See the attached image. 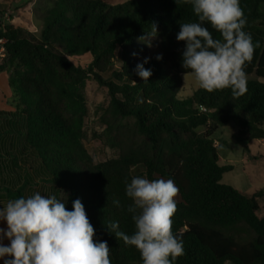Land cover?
<instances>
[{"label": "trees", "instance_id": "16d2710c", "mask_svg": "<svg viewBox=\"0 0 264 264\" xmlns=\"http://www.w3.org/2000/svg\"><path fill=\"white\" fill-rule=\"evenodd\" d=\"M41 16L39 37L6 26L8 104L12 111L7 135L0 141V207L11 199L40 192L72 202L79 198L96 231L107 241L112 264H142L139 251L108 231L111 222L131 235L132 203L126 180L142 167L149 180L173 179L179 193L173 232L182 236L184 254L173 264H264V217L257 199L264 189L248 196L221 183L231 165H219L213 135L228 124L238 128L237 144L264 140V0H240L253 42V60L245 65L247 92L234 97L231 89L196 90L176 99L179 76L184 75L177 41L180 23L197 21L183 0H49ZM2 14L0 12V19ZM163 59L147 56L144 42L151 23ZM214 37L219 33L211 29ZM133 53H136L134 56ZM88 55L86 68L70 57ZM148 57L149 81L136 74ZM114 59L118 62L115 66ZM253 76V78H249ZM107 89L109 101L100 116L109 147L118 154L94 163L83 140L85 105L82 94L88 79ZM135 81V82H133ZM204 129L198 133V129ZM13 177L4 185L3 176ZM119 199L120 206L113 204Z\"/></svg>", "mask_w": 264, "mask_h": 264}, {"label": "clouds", "instance_id": "9594fccd", "mask_svg": "<svg viewBox=\"0 0 264 264\" xmlns=\"http://www.w3.org/2000/svg\"><path fill=\"white\" fill-rule=\"evenodd\" d=\"M177 2V0H175ZM190 3L197 21L180 23L177 41L185 42L182 52L184 79L191 75L200 89L209 93L231 89L234 97L247 92L245 65L251 63L259 41L253 42L244 31L247 18L240 0H183ZM211 29L219 33L214 37ZM149 36L155 37L158 26L151 23ZM145 37H138L144 42ZM151 47V43L148 42ZM135 56L136 53H133ZM145 57L135 72L143 82L149 81L151 69ZM162 60V54L156 56ZM135 82V81H133ZM126 196L132 203L134 232L119 230L118 222H111L108 231L134 246L142 264H173L184 254L182 236L173 232V217L177 212L179 188L173 179H154L134 176L126 180ZM67 200L55 195L35 192L30 196L11 199L0 207V260L3 264H112L107 241L97 240L85 207L79 198L66 207ZM113 204L120 206L119 199ZM7 239L8 244L3 241Z\"/></svg>", "mask_w": 264, "mask_h": 264}, {"label": "rangeland", "instance_id": "374dc122", "mask_svg": "<svg viewBox=\"0 0 264 264\" xmlns=\"http://www.w3.org/2000/svg\"><path fill=\"white\" fill-rule=\"evenodd\" d=\"M111 3H122L127 0H108ZM50 7L49 0H0V12L8 17V22L15 28L23 29L35 37L40 36L42 29L41 16ZM151 43V47L148 46ZM144 53L147 56H157L159 51V39L148 36L144 41ZM69 60L77 66L86 68L90 62L88 55L82 57H70ZM115 66L118 62L114 59ZM9 72H0V111L5 113L12 111L8 104L9 90L7 88V78ZM249 78H253L250 76ZM179 91L175 94L176 99H186L200 89L194 78L189 75L184 79V75L179 76ZM264 82V79H260ZM85 105V117L83 120V140L82 143L94 163L115 158L118 151L108 146L104 134V126L100 122V116L108 104L109 97L107 89L97 84L91 78L86 80L82 89ZM0 115V131L6 130L10 117ZM204 129L197 130L202 133ZM238 128L233 124L220 128L214 135V146L219 157V165H231L233 170L226 172L222 176L221 183L230 186L239 192L251 196L259 190L264 189V140L250 141L247 144H237L233 136L238 134ZM0 141L8 144L14 141L10 136L0 137ZM144 172L142 167L133 170L134 176H139ZM143 177V176H141ZM4 185L13 183V177L3 176ZM259 209L256 215L264 217V195L257 199Z\"/></svg>", "mask_w": 264, "mask_h": 264}, {"label": "built area", "instance_id": "2783aa9c", "mask_svg": "<svg viewBox=\"0 0 264 264\" xmlns=\"http://www.w3.org/2000/svg\"><path fill=\"white\" fill-rule=\"evenodd\" d=\"M8 17L3 15L0 19V68L4 65L8 58L7 44L8 40L5 36Z\"/></svg>", "mask_w": 264, "mask_h": 264}, {"label": "crops", "instance_id": "0c3cea01", "mask_svg": "<svg viewBox=\"0 0 264 264\" xmlns=\"http://www.w3.org/2000/svg\"><path fill=\"white\" fill-rule=\"evenodd\" d=\"M0 227L6 228L7 225H6L5 222H0ZM3 243H4V244H8L9 242H8L7 239H5V240L3 241ZM0 264H3V261H2V260H0Z\"/></svg>", "mask_w": 264, "mask_h": 264}]
</instances>
